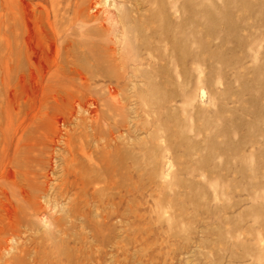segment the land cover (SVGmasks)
I'll list each match as a JSON object with an SVG mask.
<instances>
[{"label":"rangeland","instance_id":"rangeland-1","mask_svg":"<svg viewBox=\"0 0 264 264\" xmlns=\"http://www.w3.org/2000/svg\"><path fill=\"white\" fill-rule=\"evenodd\" d=\"M0 264H264V0H0Z\"/></svg>","mask_w":264,"mask_h":264},{"label":"bare ground","instance_id":"bare-ground-1","mask_svg":"<svg viewBox=\"0 0 264 264\" xmlns=\"http://www.w3.org/2000/svg\"><path fill=\"white\" fill-rule=\"evenodd\" d=\"M119 163V162H118ZM112 165V164H111ZM116 168H118L116 165H115ZM113 171V170H112ZM81 184V183H80Z\"/></svg>","mask_w":264,"mask_h":264}]
</instances>
